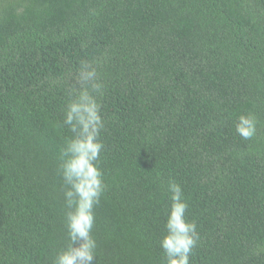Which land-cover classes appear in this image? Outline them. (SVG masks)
Returning <instances> with one entry per match:
<instances>
[{
	"label": "trees",
	"instance_id": "16d2710c",
	"mask_svg": "<svg viewBox=\"0 0 264 264\" xmlns=\"http://www.w3.org/2000/svg\"><path fill=\"white\" fill-rule=\"evenodd\" d=\"M81 60L104 85L92 264H164L169 181L199 235L189 264H264V0H0V264L67 247Z\"/></svg>",
	"mask_w": 264,
	"mask_h": 264
},
{
	"label": "clouds",
	"instance_id": "9594fccd",
	"mask_svg": "<svg viewBox=\"0 0 264 264\" xmlns=\"http://www.w3.org/2000/svg\"><path fill=\"white\" fill-rule=\"evenodd\" d=\"M76 79L79 87L69 92L62 124L72 135L65 140L63 163L59 169L66 185L68 244L56 253L53 264H92L97 248L92 235L94 207L99 204L106 187L99 167L104 147L99 137L104 122L97 99L103 94L104 85L94 63L87 60L80 61ZM255 126L256 120L251 113L238 116L236 131L243 139L254 136ZM168 191L171 204L165 223L166 233L160 240L164 264H189V256L199 240L196 224L185 219L188 205L181 186L169 181Z\"/></svg>",
	"mask_w": 264,
	"mask_h": 264
}]
</instances>
